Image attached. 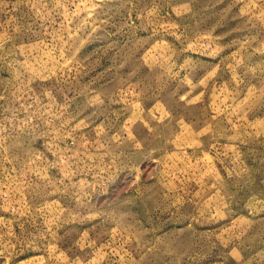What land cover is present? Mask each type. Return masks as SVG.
Wrapping results in <instances>:
<instances>
[{"label": "rangeland", "instance_id": "1", "mask_svg": "<svg viewBox=\"0 0 264 264\" xmlns=\"http://www.w3.org/2000/svg\"><path fill=\"white\" fill-rule=\"evenodd\" d=\"M0 264H264V0H0Z\"/></svg>", "mask_w": 264, "mask_h": 264}]
</instances>
